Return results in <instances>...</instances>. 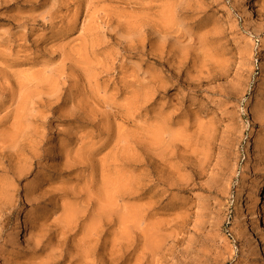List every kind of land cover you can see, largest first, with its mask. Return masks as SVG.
I'll return each mask as SVG.
<instances>
[{
  "label": "rangeland",
  "instance_id": "374dc122",
  "mask_svg": "<svg viewBox=\"0 0 264 264\" xmlns=\"http://www.w3.org/2000/svg\"><path fill=\"white\" fill-rule=\"evenodd\" d=\"M263 97L264 0H0V264H264Z\"/></svg>",
  "mask_w": 264,
  "mask_h": 264
},
{
  "label": "bare ground",
  "instance_id": "6f19581e",
  "mask_svg": "<svg viewBox=\"0 0 264 264\" xmlns=\"http://www.w3.org/2000/svg\"><path fill=\"white\" fill-rule=\"evenodd\" d=\"M264 98V97H263ZM255 151H257V154L260 157L261 161H264V144L261 147L255 146ZM264 190V177L257 178L253 183L249 185V188L244 191L240 198L239 203L241 205L247 204L249 198H257L258 195H260ZM261 218H263V221H261V236L256 238V242H258L257 247L259 251H262L264 246V202L261 208ZM6 226V225H5ZM3 234V233H2ZM0 241H2V238H0Z\"/></svg>",
  "mask_w": 264,
  "mask_h": 264
}]
</instances>
